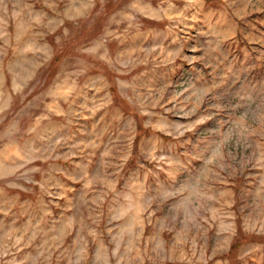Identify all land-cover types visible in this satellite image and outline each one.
<instances>
[{"label":"rangeland","instance_id":"obj_1","mask_svg":"<svg viewBox=\"0 0 264 264\" xmlns=\"http://www.w3.org/2000/svg\"><path fill=\"white\" fill-rule=\"evenodd\" d=\"M0 264H264V0H0Z\"/></svg>","mask_w":264,"mask_h":264},{"label":"trees","instance_id":"obj_2","mask_svg":"<svg viewBox=\"0 0 264 264\" xmlns=\"http://www.w3.org/2000/svg\"><path fill=\"white\" fill-rule=\"evenodd\" d=\"M136 116V115H135ZM141 128H143V127H141V125L140 124H137V129H138V133L140 134V133H142V129ZM138 140H139V136H137L136 137V141L138 142ZM241 245V243H239V242H235L234 244H233V246H232V250H236V249H238L239 248V246Z\"/></svg>","mask_w":264,"mask_h":264}]
</instances>
